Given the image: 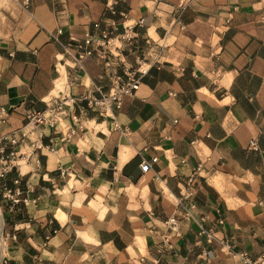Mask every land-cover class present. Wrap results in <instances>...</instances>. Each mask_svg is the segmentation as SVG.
Instances as JSON below:
<instances>
[{
  "label": "crops",
  "instance_id": "crops-1",
  "mask_svg": "<svg viewBox=\"0 0 264 264\" xmlns=\"http://www.w3.org/2000/svg\"><path fill=\"white\" fill-rule=\"evenodd\" d=\"M114 1L0 0V131L26 133L9 179L28 197L3 210L2 264L260 258L264 0H122L113 15ZM96 24L134 39L80 65L75 42ZM128 69L142 82L113 115L79 102L54 127L29 123Z\"/></svg>",
  "mask_w": 264,
  "mask_h": 264
},
{
  "label": "built area",
  "instance_id": "built-area-1",
  "mask_svg": "<svg viewBox=\"0 0 264 264\" xmlns=\"http://www.w3.org/2000/svg\"><path fill=\"white\" fill-rule=\"evenodd\" d=\"M120 1L122 0H115L110 6L109 11L113 15L118 13L116 6ZM123 16L127 18L125 14H123ZM95 27L100 29L98 33H88L83 41L75 42L74 48L77 50L76 62L80 65H82L87 58L94 55L103 59H108V57L113 54V49L120 50L121 48V46L115 45V41L120 42V40L124 39H134V35L130 34L134 26H126L124 32L119 34H115L116 29L101 28L100 24H96ZM59 32L61 33L62 31L60 30ZM143 74L144 72L140 69H128L123 75L116 73L112 76L111 87L108 91L99 87L97 92L91 96H72L65 99L56 98L47 105L45 110L32 111L28 116L29 123H33L36 126L54 127L68 114L71 107L79 102H85L89 109L97 111L101 116L113 115L115 110L122 107L125 97L132 96L138 91ZM7 113L5 109L0 111V125L6 121ZM25 135L26 133L21 130H17L9 136H5L0 131V178L6 177L14 167V160L18 156L17 147L20 145ZM4 140L9 142V152L7 151V147L2 145ZM255 144V141H253L252 145ZM38 147H43V144L40 143ZM149 169L150 164L148 162H143L142 170L147 172ZM22 195L23 191L20 187V179L15 180V187L3 186V196L12 202L13 205L20 203L22 200L27 203L28 197L23 198ZM203 233L211 237L210 230H203ZM225 245L228 246L227 244ZM228 249H230V246H228ZM236 255L239 260L238 264H264V255L258 259H252L244 252Z\"/></svg>",
  "mask_w": 264,
  "mask_h": 264
},
{
  "label": "trees",
  "instance_id": "trees-1",
  "mask_svg": "<svg viewBox=\"0 0 264 264\" xmlns=\"http://www.w3.org/2000/svg\"><path fill=\"white\" fill-rule=\"evenodd\" d=\"M45 110V109H44ZM14 167L12 168V170L6 175V177L4 178H0V205L4 210V214L7 212L8 209L11 208V206H13L14 208H17L18 206L22 205L24 203V201L22 200L20 203L13 205L12 202H10L9 200H7L4 196H3V186H8V187H15V180L16 179H20V187L22 188L23 191V195L22 197L25 198V190L23 188V178L18 174L16 175L15 178H13L12 180L9 179L10 174L13 172ZM13 208V209H14Z\"/></svg>",
  "mask_w": 264,
  "mask_h": 264
},
{
  "label": "rangeland",
  "instance_id": "rangeland-1",
  "mask_svg": "<svg viewBox=\"0 0 264 264\" xmlns=\"http://www.w3.org/2000/svg\"><path fill=\"white\" fill-rule=\"evenodd\" d=\"M4 220H3V208L0 205V264H2V259H3V255H2V248L4 246V236H5V230H4Z\"/></svg>",
  "mask_w": 264,
  "mask_h": 264
}]
</instances>
